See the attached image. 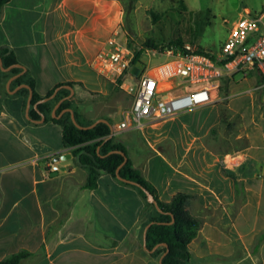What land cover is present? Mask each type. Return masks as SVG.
<instances>
[{
    "label": "crops",
    "instance_id": "crops-1",
    "mask_svg": "<svg viewBox=\"0 0 264 264\" xmlns=\"http://www.w3.org/2000/svg\"><path fill=\"white\" fill-rule=\"evenodd\" d=\"M107 2L9 0L1 6L0 48L13 50L25 68L16 77L28 72L43 97L61 82H82L71 98L84 116L110 119L115 111L93 112L95 92L106 93L92 59L107 40L106 17L98 18ZM13 76L5 82L9 94L0 91V260L26 249L31 254L19 264H160L144 247L148 210L139 190L109 173L86 188L88 170L64 145L62 126L31 119L17 93L26 82L10 89ZM226 78L206 104L140 128L113 126L112 135L161 200L189 194L187 208L200 219L189 264L264 263V143L255 141L260 133L264 142V130L254 126L255 111L247 120L236 107L244 91L238 79ZM221 121L227 127L218 131ZM219 135L248 143L225 146Z\"/></svg>",
    "mask_w": 264,
    "mask_h": 264
},
{
    "label": "built area",
    "instance_id": "built-area-1",
    "mask_svg": "<svg viewBox=\"0 0 264 264\" xmlns=\"http://www.w3.org/2000/svg\"><path fill=\"white\" fill-rule=\"evenodd\" d=\"M140 49L114 34L92 59L98 74L129 97L119 128H140L146 121L206 104L213 100L220 80L236 72L256 71L264 78V10L244 8L215 55L200 52L190 43L182 47L146 46L141 52L147 61H142L141 55L134 64ZM159 55L164 61L153 64ZM135 66L138 72L133 71ZM51 168L59 166L51 162Z\"/></svg>",
    "mask_w": 264,
    "mask_h": 264
},
{
    "label": "rangeland",
    "instance_id": "rangeland-1",
    "mask_svg": "<svg viewBox=\"0 0 264 264\" xmlns=\"http://www.w3.org/2000/svg\"><path fill=\"white\" fill-rule=\"evenodd\" d=\"M104 6L101 14L98 12V18L101 20L106 17L107 38L117 34L119 39L141 49L146 47V42L149 41L158 46H167L170 40L180 38L183 44L190 43L197 49L203 48L215 55L221 50L231 26L244 12V8L260 12L264 10V0H112ZM164 59V56L159 55L152 63L159 64ZM142 61H147L146 55H142ZM86 75L88 83L93 85L96 78L91 73ZM234 76L238 79L241 90H244L236 96V107H239L247 120H251L255 111L254 117L257 122L254 126L257 130L263 131L264 115L261 116L260 112L264 113V84L259 85L262 82L260 74L256 71L247 73L239 71ZM101 77L100 79L106 81L104 84L106 93L95 92L93 112L99 115L115 111L110 119L112 125L116 127L124 116V111L121 115L119 110H124L129 105V97L110 80ZM226 79L220 80L218 89L225 88ZM163 127L168 128L167 125ZM178 127L176 124L172 128ZM225 127L227 123L221 121L217 130H224ZM242 128L244 129L243 121ZM258 135L256 143L263 144L260 133ZM131 136L137 139L138 132L132 131ZM223 137L225 136L219 135L225 146L234 144L243 146L248 143L245 139L234 142L232 135L224 139Z\"/></svg>",
    "mask_w": 264,
    "mask_h": 264
},
{
    "label": "trees",
    "instance_id": "trees-1",
    "mask_svg": "<svg viewBox=\"0 0 264 264\" xmlns=\"http://www.w3.org/2000/svg\"><path fill=\"white\" fill-rule=\"evenodd\" d=\"M8 1L9 0H0V6H3ZM146 45L158 46V44L150 41L146 42ZM167 46L182 47L183 41L180 38L172 39L168 42ZM197 50L210 54L203 48ZM0 54L5 67L18 62L16 54L11 49L1 47ZM141 55V49L137 50L135 58L133 59L134 64H137ZM21 70L22 68L19 66L12 67L7 71L0 69V91L9 94L8 89L5 87V82L12 75L21 72ZM261 80L264 81L262 76ZM23 82L28 83L33 91L31 99L32 106L29 110L31 119L38 120L42 116L41 113H44L45 121H53L62 126L64 145L66 147H71L72 153L78 164L88 170V176L84 186L86 188H96L98 186L99 177L103 173H109L120 182L136 187L145 199L146 209L148 210V218L144 226L153 221L147 231L148 248L152 249L162 242L168 244L167 246L159 245L150 252V255L153 257H160L168 248V252L162 259V264H189V243L197 235L200 228V219L192 215L187 208L189 194L186 192H178L170 201L161 200L154 185L134 166L127 147L121 141L116 140L114 135H111L112 129L108 123L101 121L91 128H80L72 120L70 111H64L58 116L63 109L71 107L74 109L76 119L80 124L89 125L96 120L93 118H86L84 112L78 108L73 98L64 99L57 108L55 112L56 115L54 116L52 114L53 107L61 98L70 94L71 90L69 88L61 87L53 98L40 102L38 108H35L33 105L43 98V96L36 90L35 79L31 77L28 72L16 77L10 89ZM63 84H70L75 87L77 84L82 85V82L67 80L59 83L57 86ZM115 85L119 87L117 84ZM56 87L49 90L46 96L51 95ZM17 93L24 96L23 107L25 108L30 93L29 88L21 87ZM109 121L111 123V119H109ZM113 150H122L128 157L120 168L119 172L121 176L137 181L148 188L154 193L163 211H159L153 202L148 201L147 194L142 187L117 177V168L124 161L125 156ZM173 217L174 221L171 223L170 221ZM30 254L31 252L29 250L22 249L1 259L0 264H19L22 259L28 257Z\"/></svg>",
    "mask_w": 264,
    "mask_h": 264
},
{
    "label": "water",
    "instance_id": "water-1",
    "mask_svg": "<svg viewBox=\"0 0 264 264\" xmlns=\"http://www.w3.org/2000/svg\"><path fill=\"white\" fill-rule=\"evenodd\" d=\"M0 12H1V6H0ZM1 64H2V61H1ZM15 66H20V67H23V68H24V66H23L21 63H19V62L14 63V64H11V65H9L8 67H5V66L1 65V68H2L3 70H8V69H10V68H12V67H15ZM24 69H25V68H24ZM133 71L138 72V67L135 66V67L133 68ZM17 75H19V74L14 75L12 78L16 77ZM12 78L8 81V85H10V82H11ZM21 85H22V86H27V87L30 89V94H29V97H28V100H27V113H28V112H29V109H30V106H31V99H32L33 91H32V88H31V86H30L29 84H27V83H23V84H21ZM61 87H67V88H69V89L71 90V92H70L69 95H67L66 97L61 98V99L56 103V105H55L54 108H53V115L55 116V115H56L55 111H56V109L59 107V105L61 104V102H62L64 99H66V98H71V97L73 96V94H74V92H75L74 86H72V85H70V84H63V85L57 86V87L55 88L54 92H53L51 95L46 96V97H43V98H41L40 100H38V101L36 102V104H35V107L38 108V104H39L40 102H43V101H46V100H49V99L53 98V97L56 95V93L58 92V90H59ZM11 91H14V90H11ZM64 111H70V112H71L72 120H73L74 123H75L77 126H79L80 128H91V127L95 126L98 122L103 121V122L108 123V124L111 126L112 133H113V125L110 123V121H109L108 118H105V117H99V118H97L93 123H91V124H89V125H82V124H80V123L77 121L76 116H75V112H74V109H73V108L68 107V108L63 109V110L61 111V113H60L58 116H60ZM41 115H42V119H45V114H44V113H41ZM112 133H111V135H112ZM113 151L120 152V153L124 154V156H125V157H124V161H123V162L118 166V168H117V177H118L119 179L125 180V181H127V182H130V183H133V184H136V185L142 187V188L144 189V191L146 192V194H147V199H148V201L153 202L159 211H163V209L160 207V205H159V203H158V201H157V199H156L154 193H152L148 188H146V187H145L144 185H142L141 183H139V182H137V181H134V180H130V179L124 178V177L121 176V174H120V172H119V171H120V168H121L122 165L126 162V160H127L128 157H127V155L124 153V151H122V150H113ZM68 157H70V154H68V156L63 155V156H61L60 158H68ZM58 158H59V157H58ZM173 221H174V217H173V219H172L170 222L172 223ZM152 223H153V221L149 222V223L145 226V229H144V247H145L148 251H150V252H152V251H153L156 247H158L159 245H166V246L168 245L166 242H162V243L156 245V246H155L154 248H152V249H149V248H148V246H147V231H148L149 226H150ZM167 252H168V248H167V250H166V251L160 256V264H162V259H163L164 255H165Z\"/></svg>",
    "mask_w": 264,
    "mask_h": 264
}]
</instances>
